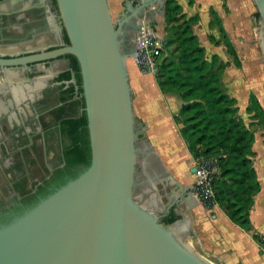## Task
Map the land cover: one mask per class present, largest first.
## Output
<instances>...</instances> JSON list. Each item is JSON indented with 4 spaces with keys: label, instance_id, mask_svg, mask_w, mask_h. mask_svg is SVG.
<instances>
[{
    "label": "water",
    "instance_id": "obj_1",
    "mask_svg": "<svg viewBox=\"0 0 264 264\" xmlns=\"http://www.w3.org/2000/svg\"><path fill=\"white\" fill-rule=\"evenodd\" d=\"M56 1L60 28H65L70 43L0 58V65L28 66L67 54L77 58L91 163L0 225V264H215L194 249L188 219L162 220L175 204H202L195 184H178L159 159L162 172L155 178L140 174L157 153L134 111L128 59L137 58L136 36L152 23L154 14L165 16L166 0H124L116 20L109 0ZM254 1L264 27V0ZM172 185L186 194L175 195ZM157 194L167 197L158 210Z\"/></svg>",
    "mask_w": 264,
    "mask_h": 264
},
{
    "label": "trees",
    "instance_id": "obj_2",
    "mask_svg": "<svg viewBox=\"0 0 264 264\" xmlns=\"http://www.w3.org/2000/svg\"><path fill=\"white\" fill-rule=\"evenodd\" d=\"M165 20V29H169L166 43L181 41L182 45L175 54L165 55L162 51L155 73L160 89L183 101L174 120L180 125V133L193 157L218 159L220 173L214 188L219 206L236 224L252 231L250 212L262 188L254 165L255 133L240 115L237 98L223 86L225 66L220 55L214 54L209 59L194 33L198 16L188 18L177 0H166ZM220 31L228 51L237 59L232 39L222 23ZM210 38L217 43L215 37ZM67 56L71 59V70L61 78L70 79L73 74L76 83L64 91L56 117L60 123L64 165L40 184L38 191L43 198L76 178L90 165L92 158L80 65L74 55ZM250 98L247 110L256 109L264 117V107L257 95L251 93ZM81 108L82 113L78 115ZM52 184L55 186L49 190ZM35 199L30 195L25 201L32 203ZM179 218L172 208L162 220L172 223ZM255 236L258 238L257 234Z\"/></svg>",
    "mask_w": 264,
    "mask_h": 264
},
{
    "label": "flooded vegetation",
    "instance_id": "obj_3",
    "mask_svg": "<svg viewBox=\"0 0 264 264\" xmlns=\"http://www.w3.org/2000/svg\"><path fill=\"white\" fill-rule=\"evenodd\" d=\"M60 26L56 0H0V58L38 53L69 44L67 32ZM67 55L28 66L0 65V182H6L7 190L0 196V225L40 201L44 197L38 191L40 184L64 165L63 161L49 168L40 182L28 187L24 176L29 167L25 159L33 153L32 149L55 140L62 149L60 123L56 117L64 91L74 83L75 77L72 74L70 79L61 78L63 73L71 70V59ZM16 158L18 162L13 161ZM148 159L154 171L161 172L156 159ZM8 169L9 175L15 177L9 181V195ZM54 186L52 184L48 189L52 190ZM30 195L36 198L32 203L25 201Z\"/></svg>",
    "mask_w": 264,
    "mask_h": 264
},
{
    "label": "crops",
    "instance_id": "obj_4",
    "mask_svg": "<svg viewBox=\"0 0 264 264\" xmlns=\"http://www.w3.org/2000/svg\"><path fill=\"white\" fill-rule=\"evenodd\" d=\"M177 1L188 18L198 16L194 33L206 48L208 56H210V46L213 45L214 48L218 46L210 37L214 35L220 38L219 32L211 26L210 9L213 8L222 17V23L238 52L241 33L245 38L251 34L250 28L247 30V27H251V22L245 24L246 16L242 17L241 12L236 15V9L232 10L228 7L229 3L225 5L223 0H194L193 3L189 0ZM109 2L111 9H116L120 14L124 0H109ZM244 4L246 5L247 2ZM153 19L151 24L156 25L158 34L165 38L159 30L161 25V31H165V16L154 14ZM223 51L216 50L220 56ZM128 68L134 93V111L137 119L145 124L146 138L157 153L156 160L159 159L158 162H161L159 164L166 168L178 184L192 185L197 178L196 171H192L195 160L180 133L179 125L174 120V115L179 112L183 104L182 99L175 94L163 93L155 75L141 72L135 59H128ZM234 89L236 91H232L233 96L237 98L239 111L242 114L249 104V99L240 103L237 97L239 88L234 87ZM255 167L262 188L255 196L250 212L252 231L236 224L219 205L209 209L204 204H196L191 208L187 201H184L173 206L180 219L186 218L190 221L191 243L195 246L194 249L215 264H264V245L255 236L257 234L264 238V170L256 165ZM171 188L179 197L186 194V190H177L174 185Z\"/></svg>",
    "mask_w": 264,
    "mask_h": 264
},
{
    "label": "rangeland",
    "instance_id": "obj_5",
    "mask_svg": "<svg viewBox=\"0 0 264 264\" xmlns=\"http://www.w3.org/2000/svg\"><path fill=\"white\" fill-rule=\"evenodd\" d=\"M244 2H247V4L245 5ZM223 3L225 5L229 3L230 6L228 7H231L232 10L236 9V15L239 12H241L242 17L244 15L246 16L247 21L245 24H249V21L251 22V27H247V30L248 28H250L251 34H249V37L247 36L245 38V36L241 33L240 35L241 37H239V41H238V45L240 46L239 52L234 42L232 41L237 53V59H236L234 55L230 54L225 43L223 42V34L220 31V23H222V17H220L212 8L210 9V13H211L210 23L211 26L215 28L217 32H219L220 38L215 37L213 35V37H215L217 41L216 45L218 46H215V48L213 45L210 46L211 47L210 56L207 55V52H206V56L210 59L212 55L218 54L216 50L219 49L221 51L224 50L223 53L221 52V56H220L221 63H223L225 66L224 73L222 76L223 86H225L228 92L232 95H233L232 91L234 92L236 91L234 87L239 88V91L237 92L238 93L237 97L240 103H243L246 99L247 100L249 99V103H250L251 93H255L261 105L264 107V27L261 23L260 15H258L259 12L258 7L254 0H231L230 2H228V0H223ZM111 10H112L113 18L114 20H116L119 14L116 9L112 8ZM196 22H198V20ZM159 30L160 33H163L165 35L164 36L165 38L163 40L164 54L165 55L175 54L180 49L182 42L176 41L171 43L169 41L166 43V37H168L169 29L168 30L165 29V31L163 32L161 31L162 30L161 25H159ZM218 55H220V53ZM247 107L242 114L240 113V111L239 113L244 119L245 123L254 131L256 136L255 143L257 144L256 146H254V150L256 152L254 156V165H256L259 169L264 170V117L256 109L252 110V112H249L247 110ZM13 148H15V146ZM32 150L33 153H30L27 159H25V162L28 164L29 167L28 174L24 176L27 180L28 187H32L34 184L40 182L48 173L49 168L55 167L63 162V151L60 147L59 142L56 140L51 143L43 142V144L34 147ZM202 158H206V157L194 158L195 165ZM215 159L217 161L218 170H219L217 175H219L220 167L218 164V159L217 158ZM13 161L18 162L19 160L16 158ZM142 161L143 159L141 157L140 162ZM151 163L152 162L148 159L149 165L148 166L146 165V167L142 169V171L140 172L141 175L152 176L153 178L157 176L156 171H154L155 169L152 167ZM8 167H10L9 163H8ZM9 174L11 173H9V169H8V195L11 192V186L9 181L12 180L13 178L15 179L14 176H10ZM5 183H6L5 181L0 182V196L7 193V190H5V186H4ZM159 186L162 189L161 183H159ZM147 187H149V185L146 183L145 188ZM153 191H155V189ZM157 196L159 197V194H157ZM160 198L161 197L158 198L159 200L158 206L157 207L154 206V209L156 210L161 209L163 205L162 202H165L167 199L165 195H163L162 199ZM146 203L149 206V203L148 202ZM214 207L212 206L210 209H213ZM257 239L260 241L262 245H264V238L258 235ZM193 247L195 248V246Z\"/></svg>",
    "mask_w": 264,
    "mask_h": 264
},
{
    "label": "built area",
    "instance_id": "obj_6",
    "mask_svg": "<svg viewBox=\"0 0 264 264\" xmlns=\"http://www.w3.org/2000/svg\"><path fill=\"white\" fill-rule=\"evenodd\" d=\"M135 3L138 0H133ZM156 25L149 24L136 36L137 58L135 59L141 72L155 74L158 70L159 59L163 51V40L156 29ZM197 179L194 193L207 208L218 205L214 183L218 173L215 158H202L195 165Z\"/></svg>",
    "mask_w": 264,
    "mask_h": 264
}]
</instances>
